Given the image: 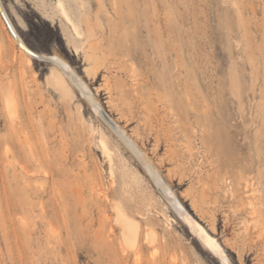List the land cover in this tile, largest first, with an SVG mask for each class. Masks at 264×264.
<instances>
[{"label": "rangeland", "instance_id": "obj_1", "mask_svg": "<svg viewBox=\"0 0 264 264\" xmlns=\"http://www.w3.org/2000/svg\"><path fill=\"white\" fill-rule=\"evenodd\" d=\"M0 1V264H264V0Z\"/></svg>", "mask_w": 264, "mask_h": 264}, {"label": "bare ground", "instance_id": "obj_2", "mask_svg": "<svg viewBox=\"0 0 264 264\" xmlns=\"http://www.w3.org/2000/svg\"><path fill=\"white\" fill-rule=\"evenodd\" d=\"M59 9L61 11V14L63 15V17L65 18V20H67L68 23L71 24V19L69 18L68 12L66 10V7L64 5V3L59 0ZM0 12L1 15L3 16V18L5 19L7 25H8V30L10 31V33L13 35V39L17 41V43L23 48V50H25L30 56L33 57V59L38 58V60H41L42 62H49L51 63L54 62L56 65H58L60 67V69L62 70L61 72L63 73V76L68 77V78H72L74 75V69L73 67L63 59L62 56L58 55V54H54L53 56L51 55V57H42L41 54L36 53L34 51H32L22 40V37L17 33V31H15V27L13 25V23H11L9 17L6 14V11L4 10V5L2 4V2L0 1ZM21 50V49H20ZM24 52L21 50V54H23ZM25 56V55H24ZM44 56V55H43ZM36 57V58H35ZM28 62H31L30 57L28 56L27 58ZM51 60V61H50ZM75 83L76 86L78 87V89L80 91H82V95L84 100H86L88 102V104L92 107L93 111L95 112L96 115L101 114V110H102V116L104 117V110L101 106V109L98 105V103L94 100L90 99L91 96V90L88 87V85L83 82V80L81 79L80 76L72 78ZM91 100V101H90ZM8 108L10 110V115L11 118H13V106L12 104L8 103ZM109 123L111 124V126L116 127L117 125L113 122V121H109ZM122 134L120 135V137H127L129 139V137L127 136L128 134L124 131V129L121 130ZM130 142H132L129 139ZM101 143V141H100ZM133 143V142H132ZM101 147H103V151L108 154V146L106 144V142H102L101 143ZM138 147V146H137ZM140 149V147H138ZM110 152V151H109ZM109 155V154H108ZM138 157L139 160L141 161V163L143 164V166L145 165L144 169L148 172V174L150 175V178L152 179V181L155 184V187L158 189V191L164 196L166 202L168 203V205L175 210V212L180 215L184 220V223H186V225H188L191 230L195 233V235H197V237H199L200 242H202L201 244L203 246H205L206 248H208V250H210V252L214 253L215 256H219V259L221 258V261H223V264H231V261L229 259L226 258L225 253L223 252L224 250H222V248L220 247V245L218 244V241L213 238L205 229L204 227L199 224L197 221H195L194 218H192L190 216V214H188L185 210L184 207L181 205V203L178 202V198L176 196V194L174 193V191L164 182V180L162 179L163 177L160 175V173L158 172L157 167L147 158V155L144 153L143 150H138ZM137 157V155H136ZM137 157V158H138ZM121 212V211H120ZM177 215V216H178ZM179 216V217H180ZM180 217V218H181ZM126 221V220H124ZM129 221V220H128ZM129 225V229L130 230H134L135 229V225L127 222ZM137 224V223H136ZM124 228V227H123ZM128 229V228H127ZM128 229V230H129ZM126 231V229L124 230V232ZM133 232V231H132ZM129 233L132 234L134 236V233ZM150 232V231H149ZM148 233V232H147ZM146 233V234H147ZM125 234H127L125 232ZM128 236V234H127ZM125 236V238L127 237ZM128 236V239H129ZM148 234L146 235L147 238ZM149 236H153V235H149ZM148 236V237H149ZM131 237V236H130ZM127 239V238H126ZM152 239H154L152 237ZM146 240V239H145ZM148 241H152L149 237V239H147ZM136 243V241H134ZM153 242V241H152ZM133 243V242H132ZM147 243V242H146ZM230 262H229V261Z\"/></svg>", "mask_w": 264, "mask_h": 264}, {"label": "water", "instance_id": "obj_3", "mask_svg": "<svg viewBox=\"0 0 264 264\" xmlns=\"http://www.w3.org/2000/svg\"><path fill=\"white\" fill-rule=\"evenodd\" d=\"M36 58V57H35ZM38 60V58H36Z\"/></svg>", "mask_w": 264, "mask_h": 264}]
</instances>
